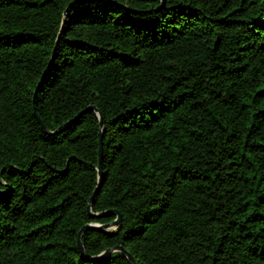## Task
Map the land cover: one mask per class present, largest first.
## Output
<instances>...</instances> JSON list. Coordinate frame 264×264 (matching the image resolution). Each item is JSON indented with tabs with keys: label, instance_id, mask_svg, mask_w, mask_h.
<instances>
[{
	"label": "trees",
	"instance_id": "trees-1",
	"mask_svg": "<svg viewBox=\"0 0 264 264\" xmlns=\"http://www.w3.org/2000/svg\"><path fill=\"white\" fill-rule=\"evenodd\" d=\"M116 245L264 264V0H0V264Z\"/></svg>",
	"mask_w": 264,
	"mask_h": 264
},
{
	"label": "water",
	"instance_id": "water-1",
	"mask_svg": "<svg viewBox=\"0 0 264 264\" xmlns=\"http://www.w3.org/2000/svg\"><path fill=\"white\" fill-rule=\"evenodd\" d=\"M58 40V39H57ZM57 40H56V44H57ZM56 44H55V47H56ZM54 47V49H55ZM84 111H94L98 118H99V126L101 127L102 126V119H101V116H100V113L98 111V109L94 106V105H89ZM82 112H80L77 116H79ZM38 118V116H37ZM39 119V118H38ZM39 122L40 124L42 125V127L45 129V126L42 124L41 120L39 119ZM101 132H100V137H99V147H98V160H97V166H96V169H97V173H98V177H99V180H100V176H101V166H100V162H101V156H102V141H101ZM99 183L100 181L98 182V185L95 187V189L93 190V192L91 193V196L89 197V201L87 203V212L89 213L90 216H94V217H99V216H103V215H107V214H113L115 215V219L109 223H105V224H99V223H87L85 225H83L78 233H77V246L80 250V252L82 254L85 255V251H84V247H83V244L81 242V233L85 230V229H98V230H102V231H108L109 229H112L113 227L117 226L119 223H120V214L118 212V210L116 209H108V210H105L103 212H99V213H93L91 211V203L93 202V197L98 189V186H99ZM113 251H121L128 259L129 261L131 262V264H135V261L132 257V255L124 249V247L122 245H116L114 247H109L107 249H105L104 251H102L100 254L96 255L95 257H89L91 259H99V258H102L103 256L113 252ZM88 257V256H86Z\"/></svg>",
	"mask_w": 264,
	"mask_h": 264
}]
</instances>
